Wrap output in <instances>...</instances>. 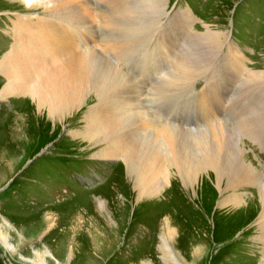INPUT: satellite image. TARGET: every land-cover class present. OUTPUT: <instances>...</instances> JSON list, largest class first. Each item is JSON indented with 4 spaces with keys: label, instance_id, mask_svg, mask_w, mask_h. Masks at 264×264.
I'll use <instances>...</instances> for the list:
<instances>
[{
    "label": "rangeland",
    "instance_id": "rangeland-1",
    "mask_svg": "<svg viewBox=\"0 0 264 264\" xmlns=\"http://www.w3.org/2000/svg\"><path fill=\"white\" fill-rule=\"evenodd\" d=\"M87 1L94 8L92 23L99 32L100 24L95 20L103 19L115 27L119 16L139 11L148 0ZM16 15L51 17L42 7L31 8L21 0H0V57L10 47L9 31ZM132 22L133 18L130 19ZM153 24L150 29L160 37L170 29L158 38L157 43H153V39L145 40L149 50L158 51L159 61L143 60L138 49H146L145 43L130 50L127 57L118 53L111 56L106 52L108 59L114 64L117 60L121 62V65H115L138 86L139 97L146 100L149 112L154 113L160 107L163 112L173 107L170 100H149L160 72L171 70L179 58L195 53L198 59L196 72L189 80L178 83L179 90L174 96L180 95L179 103L166 117L181 123L182 116L189 115L191 126H198L194 124L197 118L202 130H213L219 123L234 139L240 136L239 145L244 149L245 160L264 171V132H259L261 138L254 141L249 135H239L235 128L237 110L243 109L245 119H259L261 101L264 100V88L248 83L250 71H264V0H165ZM206 25L223 31L225 35L221 39L226 37L224 43L193 44L190 32H202ZM228 44L237 46L244 65L239 69L229 66L225 72L222 67L229 64L220 66V62L222 55L229 52L226 50ZM96 46L104 48L103 45ZM149 50L145 52L150 53ZM164 52L168 53L166 59ZM118 56L122 60L117 59ZM156 63L159 65L154 66ZM152 66L156 67L155 71ZM225 74L222 86L217 78ZM226 77L227 81H224ZM4 83L0 75V88ZM188 87L194 95L208 90L196 104H188L189 98L193 99ZM25 98H0V264H142L146 260L152 264H166L160 248H156L159 224L167 220L163 219L165 216L171 219L170 227L180 232L177 241L184 252L183 232L194 236L192 240H204L205 235L213 240L203 264H262L264 244L254 240L258 234L257 202L252 200L248 211H231L220 206L216 202L218 199L214 200L215 186L206 176L203 182L199 180L194 189L189 190L184 188L179 177L174 176L173 190L168 192L167 188L139 197L120 159L94 157L100 147L70 133L83 128L81 113H75L73 118L70 113L60 121ZM201 106L222 113L219 120L207 123L210 118L201 116ZM47 145L50 147L44 155L23 167ZM241 190L247 202L251 197L257 201L258 191L254 184H247ZM99 203L102 206L98 207ZM224 208L233 218L226 217ZM101 210L111 211L117 226L105 230V236L101 233L107 220L97 213ZM95 234L102 236L97 239ZM174 247L177 249L176 243ZM45 250L52 252L55 258ZM186 258L195 264L187 254Z\"/></svg>",
    "mask_w": 264,
    "mask_h": 264
},
{
    "label": "bare ground",
    "instance_id": "bare-ground-1",
    "mask_svg": "<svg viewBox=\"0 0 264 264\" xmlns=\"http://www.w3.org/2000/svg\"><path fill=\"white\" fill-rule=\"evenodd\" d=\"M21 1L31 8H44L51 17L16 15V20H12L14 26L9 31L11 44L8 51L0 57V75L5 82L0 88V98L26 97L40 110H45L51 118L60 121L70 113H73L72 118L75 113H81L83 128L70 133L100 147L93 154L94 157L103 160L120 159L130 182L132 181L134 185V192L139 197L159 193L167 188L168 192L170 189L173 190L174 176L179 177L184 188L188 190L194 189L199 180L203 182L206 176L212 186L213 184L215 186L214 200L218 199L216 202L220 206H226L231 211H248L249 203L252 200L257 202L258 234L254 240L264 244V171H260L252 161L245 160L244 149L239 145L240 136L234 139L219 123L213 130H202L201 121L197 118L194 124L198 126H191L193 123L189 122V115L182 116L184 122L181 118V123L166 117L179 103L177 98H180V95L174 96L179 90L178 83L189 80L196 72L198 63L196 54L185 55L182 58L184 54L182 52V59L179 58L171 70L163 69L160 76L157 75L158 84L154 85L149 100L150 102L170 100L173 107L168 108L166 112L160 107L154 113L149 112V106L145 105L146 100L143 101L144 99L139 97L138 86L121 71L122 68L116 66L121 65V62L117 60L115 65L106 55L108 52L111 56L118 53L121 57L124 55L127 57L130 50L134 51L137 45L141 46V43H145L146 49H138L143 60L159 61L158 51L155 52L153 48L149 50V43L145 40L153 39V43H157L158 38L169 32L170 29L160 37L157 32L150 29L156 16L160 15L165 0H148L139 11L133 10L128 16H119L115 27L103 19L95 20L100 24L99 32L96 24L92 23L91 13L94 8H91L87 0ZM131 18H133L132 23H130ZM182 30L184 34L185 30L183 28ZM100 33L103 34L102 37ZM190 34L193 44L202 42L221 45L226 39V37L221 39V36L225 35L223 31L211 29L207 25L204 31H191ZM97 44L103 45L104 48H97ZM228 45L226 50L229 49V52L222 55L220 62V66L229 64L222 67V71L225 72L229 70V66L232 69H239L244 65L237 46ZM117 50L123 54L121 55ZM146 50L150 53H146ZM167 55L168 53H165L164 59ZM120 56L116 58L119 59ZM154 66H152L153 71L156 69ZM225 76L226 74L220 75L217 81H221ZM248 76L250 85L264 88V71H250ZM224 81H227V77ZM188 90L193 95V99L188 97L190 99L188 104L193 102L196 104L208 88L198 95H194L189 87ZM261 104L259 119H245L244 116L242 117L243 109L237 110L238 113L235 115L238 121L235 128L239 135H249L254 141L261 138L259 132H264V100ZM200 109L203 118H210L203 124L218 121L222 114L204 106ZM245 122L249 124L245 125ZM247 184H254L257 188L258 195L255 197L257 201L251 197L252 199L248 198L247 202L245 193L240 191V188H244ZM243 204L245 207H241ZM100 206L101 203L98 207ZM233 208L235 210H232ZM105 211L97 212L107 220L105 222L103 219L104 231L101 233L103 236L105 230H113L117 227L114 225L116 222L113 220V213ZM226 212L225 215H228L226 217L233 218L229 216L232 214L230 211ZM164 218L167 220L159 224L161 228L158 234L159 242L156 245L158 250L160 248L164 262L193 264L187 261V254L195 264H203L209 256L213 240L207 238V235L203 237L204 240L196 238L192 240L194 236L183 232L184 245H181L186 247L184 252L177 241V238L181 237L180 232L170 227L172 223L169 217ZM108 220L112 225H109ZM178 228L183 227L178 225ZM102 235L95 234L97 239ZM175 243L177 249L174 247ZM45 252H49L50 256L55 258L52 252L46 250ZM260 260L264 264V257ZM142 264H152V262L146 260Z\"/></svg>",
    "mask_w": 264,
    "mask_h": 264
},
{
    "label": "water",
    "instance_id": "water-1",
    "mask_svg": "<svg viewBox=\"0 0 264 264\" xmlns=\"http://www.w3.org/2000/svg\"><path fill=\"white\" fill-rule=\"evenodd\" d=\"M51 145V144H50ZM50 145H47L44 149H42L41 151H39L34 157H32L31 159H29L24 167L28 166L31 162H33L35 159H37L38 157L44 155L47 152V149L50 147Z\"/></svg>",
    "mask_w": 264,
    "mask_h": 264
},
{
    "label": "snow or ice",
    "instance_id": "snow-or-ice-1",
    "mask_svg": "<svg viewBox=\"0 0 264 264\" xmlns=\"http://www.w3.org/2000/svg\"><path fill=\"white\" fill-rule=\"evenodd\" d=\"M28 2H31V0H28Z\"/></svg>",
    "mask_w": 264,
    "mask_h": 264
},
{
    "label": "trees",
    "instance_id": "trees-1",
    "mask_svg": "<svg viewBox=\"0 0 264 264\" xmlns=\"http://www.w3.org/2000/svg\"><path fill=\"white\" fill-rule=\"evenodd\" d=\"M24 167V166H23Z\"/></svg>",
    "mask_w": 264,
    "mask_h": 264
}]
</instances>
